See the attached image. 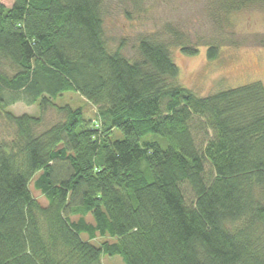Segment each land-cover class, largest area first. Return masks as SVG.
Returning <instances> with one entry per match:
<instances>
[{"label": "trees", "instance_id": "trees-1", "mask_svg": "<svg viewBox=\"0 0 264 264\" xmlns=\"http://www.w3.org/2000/svg\"><path fill=\"white\" fill-rule=\"evenodd\" d=\"M207 1L220 31L230 14L264 8ZM103 4L0 2V113L14 128L0 141V264H103L114 255L124 264H264L263 85L196 95L175 83L164 40L140 35L135 60L111 50ZM168 32L183 55L205 46L207 61L224 43L239 45ZM254 45L264 47V36ZM64 93L94 106L100 126L80 107L56 105ZM18 102L39 114L11 113ZM50 108L59 120L42 127ZM115 129L122 139L112 140Z\"/></svg>", "mask_w": 264, "mask_h": 264}, {"label": "rangeland", "instance_id": "rangeland-1", "mask_svg": "<svg viewBox=\"0 0 264 264\" xmlns=\"http://www.w3.org/2000/svg\"><path fill=\"white\" fill-rule=\"evenodd\" d=\"M5 6L13 0H0ZM207 0H104L102 8L103 29L111 50L122 46V53L129 59L138 58L137 38L140 35H154L157 39L169 43L173 62L178 66L175 83L190 89L198 96H206L217 90L235 88L252 82H260L264 87V47L254 45L256 37L264 36V8L251 9L230 14L227 28L220 31L210 15ZM209 6V7H208ZM169 28H177L189 37L191 43L210 42V40H235L239 45L224 43L216 60L207 61L205 46H199L197 54L183 55L179 48L170 45ZM232 32V33H230ZM56 105L69 104L80 107L90 124L99 125L96 109L76 93H64L58 96ZM8 110L15 114L37 116L36 105L27 106L22 102L11 105ZM59 120L54 108L43 115L42 127ZM195 133V132H194ZM14 128L0 113V141L13 137ZM122 133L114 130L112 140L122 139ZM197 143L199 138L196 136ZM208 172V165L205 164ZM210 175V173H207ZM185 201L190 205L194 194L187 184H181ZM31 191L41 203L44 198L35 190ZM100 243V238L94 241ZM103 264H124L118 255L102 258Z\"/></svg>", "mask_w": 264, "mask_h": 264}]
</instances>
